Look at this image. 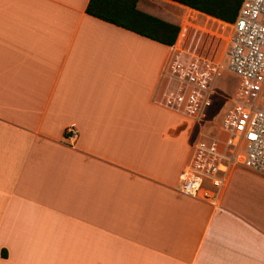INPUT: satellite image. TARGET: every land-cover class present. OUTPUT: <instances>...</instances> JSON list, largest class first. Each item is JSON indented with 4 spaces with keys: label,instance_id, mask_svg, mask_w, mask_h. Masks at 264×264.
I'll return each instance as SVG.
<instances>
[{
    "label": "crops",
    "instance_id": "1",
    "mask_svg": "<svg viewBox=\"0 0 264 264\" xmlns=\"http://www.w3.org/2000/svg\"><path fill=\"white\" fill-rule=\"evenodd\" d=\"M88 1L0 0V264H264V176L232 170L218 208L179 192L198 123L157 102L172 46ZM137 8L187 37L210 17Z\"/></svg>",
    "mask_w": 264,
    "mask_h": 264
},
{
    "label": "built area",
    "instance_id": "2",
    "mask_svg": "<svg viewBox=\"0 0 264 264\" xmlns=\"http://www.w3.org/2000/svg\"><path fill=\"white\" fill-rule=\"evenodd\" d=\"M230 25L225 65L176 47L157 94L160 105L199 124L211 106L222 68L238 77L217 134H202L192 144L190 159L179 174V192L215 208L235 168L264 176V0H242Z\"/></svg>",
    "mask_w": 264,
    "mask_h": 264
},
{
    "label": "trees",
    "instance_id": "3",
    "mask_svg": "<svg viewBox=\"0 0 264 264\" xmlns=\"http://www.w3.org/2000/svg\"><path fill=\"white\" fill-rule=\"evenodd\" d=\"M171 1L229 24L234 22L242 2V0ZM137 2L138 0H89L85 11L93 17L172 46L177 39L180 26L139 10Z\"/></svg>",
    "mask_w": 264,
    "mask_h": 264
},
{
    "label": "rangeland",
    "instance_id": "4",
    "mask_svg": "<svg viewBox=\"0 0 264 264\" xmlns=\"http://www.w3.org/2000/svg\"><path fill=\"white\" fill-rule=\"evenodd\" d=\"M189 19L192 21V24L188 23V37L180 27L177 39L172 45L173 47L170 48V53H172L176 47L179 48L184 45H188L187 42L185 44L186 38H188V41L193 38L194 45L198 46L199 43V45H205V47L211 46V49L213 50L216 49V59L225 65L227 61L225 58V51L231 27L225 25L219 20H215L207 16H204L201 21L192 19V17ZM184 24L187 23L184 22ZM223 27H225V30H223ZM238 83L239 79L235 74L230 73L225 68H222V71L214 84V95L211 100V106L205 110L201 122L197 125H195L196 123L194 124L195 132L192 137V143H194L202 134H217L223 117L231 105V100ZM221 138H225V135H222ZM255 189L259 191L257 194L258 198H260L261 202L264 203V186Z\"/></svg>",
    "mask_w": 264,
    "mask_h": 264
}]
</instances>
